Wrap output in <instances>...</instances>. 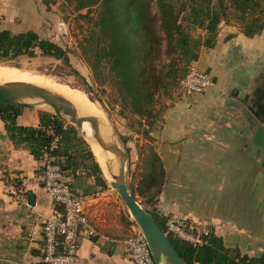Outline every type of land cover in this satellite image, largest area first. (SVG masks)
I'll list each match as a JSON object with an SVG mask.
<instances>
[{"label":"crops","instance_id":"crops-1","mask_svg":"<svg viewBox=\"0 0 264 264\" xmlns=\"http://www.w3.org/2000/svg\"><path fill=\"white\" fill-rule=\"evenodd\" d=\"M15 2L0 0V19L17 16ZM197 62L201 71L212 75L213 89L192 97L176 95L161 125L151 132L152 146L166 169L153 210L165 219L176 214L212 229L227 247L259 257L264 255V169L252 138L256 113L261 112L242 101L252 99L256 108V98L264 97V32L247 38L240 28L222 25L214 48L204 49ZM250 83L260 85L252 88ZM40 113L48 112L24 108L18 124L39 127ZM136 149L134 145L130 151V162L139 158ZM41 171L42 160L14 145L0 120V264H44L41 228L61 209L37 182ZM68 174L77 194L95 198L102 192L81 170ZM22 178L27 179L25 197L19 192ZM102 193L87 209L95 226L114 239L131 236V229L103 202L108 190ZM79 264L133 263L121 243L84 239Z\"/></svg>","mask_w":264,"mask_h":264},{"label":"trees","instance_id":"trees-1","mask_svg":"<svg viewBox=\"0 0 264 264\" xmlns=\"http://www.w3.org/2000/svg\"><path fill=\"white\" fill-rule=\"evenodd\" d=\"M58 2L74 6L75 13L97 10L95 18L87 15L93 26L84 53L94 78H108L121 115L131 118L139 128L148 127L139 131L150 142L149 156L144 159L147 172L142 183L146 186L138 187L133 195L139 193L146 198L144 188L150 200H154L166 182V169L151 143V132L161 125L168 108V103L162 104V100L184 95L181 81L202 51L214 48L222 25L240 28L247 38L261 35L264 0L44 1L48 6ZM38 52L72 68L69 50L42 38L38 32L0 30V65L34 57ZM23 109L0 104V120L14 145L25 147L41 161L58 139L59 148L54 153L64 162V169L71 173L81 170L94 178L99 191L109 190L89 144L81 139L75 126L49 113L39 114V127L21 126L17 120ZM148 212L166 233V219L155 210ZM168 237L187 264H264V255L251 257L239 248H229L212 229L202 246H193L170 234Z\"/></svg>","mask_w":264,"mask_h":264},{"label":"rangeland","instance_id":"rangeland-1","mask_svg":"<svg viewBox=\"0 0 264 264\" xmlns=\"http://www.w3.org/2000/svg\"><path fill=\"white\" fill-rule=\"evenodd\" d=\"M44 1L45 0H16L15 4L12 6L16 8L17 16L14 18L13 15L11 17L8 15L7 18L4 16L0 19V30H10L12 33H19L27 30L38 32L42 38L49 39L69 50L72 68L66 67L61 61L44 57L39 52L34 57H23L13 64H3L0 66L14 68L16 71H26L35 76L45 77L51 82H55L60 87L61 92H54L58 95H66L72 92L76 96H79L75 92L77 89L81 91L83 98L86 97V95H84L85 93L88 97L94 99L105 113L115 138H120L123 141L121 147L129 154V159L130 151L133 149L134 145L138 148L136 150L139 158L135 156V159L131 162L128 161L127 164V183L133 194V192L138 190V187L142 188L146 186L142 181H146L145 174L147 170L144 159L149 156L148 147L150 146V142L149 139L145 138L139 131L141 129L145 130L148 127L139 128L131 118L126 119L121 115V107L117 95L112 85L108 84V78H104L103 76L100 80H96L88 65L84 52L87 46L86 40L90 36L93 23L88 20L87 15L95 18L97 16V10L93 8V10L90 11L84 10L75 13L73 10L74 6H67L62 2L48 6L45 5ZM19 10L22 11L20 16L18 14L20 12ZM199 32L202 33L201 30ZM74 71H76L77 74L74 73ZM250 84L252 88L255 87V85H260V83ZM87 90H89L88 93ZM174 100L175 98L169 101L164 99L162 100V104H164V102L168 103L169 107ZM28 102L39 106L41 105V102L37 100H30ZM242 102L244 103L243 106L247 108L251 107V109L258 111L257 108H253L252 99L247 102L243 100ZM40 109L55 116L53 110L47 106H42ZM61 119L71 124L67 118ZM257 121L259 120L257 119ZM78 133L81 139L84 140L80 130H78ZM129 144L132 146V149L128 148ZM96 161L98 162L97 158ZM99 164L103 170L102 164ZM115 175H117V170ZM105 179L109 184V194L102 199L103 202L110 206L111 214L114 213V217L125 222L126 226L131 229L134 219L120 199L117 191L111 187V184L114 182L113 178ZM143 190L145 196H147L146 198L139 193L135 197L147 211H153L156 199L150 200L147 189L143 188Z\"/></svg>","mask_w":264,"mask_h":264},{"label":"built area","instance_id":"built-area-1","mask_svg":"<svg viewBox=\"0 0 264 264\" xmlns=\"http://www.w3.org/2000/svg\"><path fill=\"white\" fill-rule=\"evenodd\" d=\"M214 81L210 74L203 72L194 62L181 81L180 88L186 97L204 95L213 89ZM59 148L55 139L49 152L42 159V171L36 180L46 194L60 207L55 217L46 220L41 228L43 235L44 264H79V251L84 239H96L104 242L121 243L126 247V256L133 264H155L148 243L140 228L133 223L131 236L114 239L102 233L90 218L87 209L91 200L104 195L100 192L93 196L77 194L69 182L64 162L54 153ZM27 179H21L19 192L25 197ZM167 234L189 243L202 246L207 243L209 230L188 222L176 214L166 218Z\"/></svg>","mask_w":264,"mask_h":264},{"label":"water","instance_id":"water-1","mask_svg":"<svg viewBox=\"0 0 264 264\" xmlns=\"http://www.w3.org/2000/svg\"><path fill=\"white\" fill-rule=\"evenodd\" d=\"M88 92L89 90H87ZM89 99L91 102L97 103L94 99L90 97ZM30 100L40 101L41 105L29 103ZM0 104L25 109L47 106L53 110L55 116L67 118L80 131L85 124H88L91 129V140L97 143L103 151L113 155V159L107 163L108 171L114 180L111 187L117 191L134 219V223L143 233L155 264H187L172 245L168 234L161 229L151 214L131 193L127 183L129 154L122 149L121 144L123 141L120 138H115L111 127L109 140H106L102 135V126L98 118L81 116L68 99L52 92L50 89L29 83L15 82L0 85ZM262 123V125L257 126L252 143L261 151L260 164L264 169V121ZM116 170L117 175H115Z\"/></svg>","mask_w":264,"mask_h":264},{"label":"bare ground","instance_id":"bare-ground-1","mask_svg":"<svg viewBox=\"0 0 264 264\" xmlns=\"http://www.w3.org/2000/svg\"><path fill=\"white\" fill-rule=\"evenodd\" d=\"M29 83L39 87L50 89L52 92H61L60 87L55 83L51 82L49 79L41 76H35L26 71H16L14 68L1 67L0 66V85L6 83ZM79 96H76L72 92L67 93L66 95H60L68 99L72 105L77 109L78 113L81 116L86 117H96L101 122L102 135L106 140H109L110 126L106 119L105 113L101 109L98 103H93L90 101L87 94L85 98L82 97L81 91L76 89L75 91ZM81 134L84 140L91 147L94 155L96 156L99 163L102 164L105 178H112V175L109 173L107 168V163L113 159V155L102 150V148L91 140V129L88 124H85L84 128L81 130ZM98 163V164H99ZM100 165V164H99ZM101 167V165H100ZM102 169V167H101Z\"/></svg>","mask_w":264,"mask_h":264},{"label":"flooded vegetation","instance_id":"flooded-vegetation-1","mask_svg":"<svg viewBox=\"0 0 264 264\" xmlns=\"http://www.w3.org/2000/svg\"><path fill=\"white\" fill-rule=\"evenodd\" d=\"M254 104H256V108L261 112V115L256 113L258 120L260 119V121H257V124L260 123L258 125H262V122L264 121V97H262V99L261 96L258 99L256 98Z\"/></svg>","mask_w":264,"mask_h":264}]
</instances>
